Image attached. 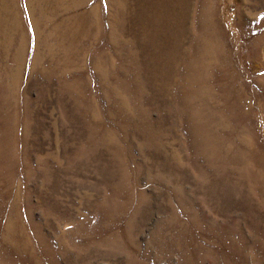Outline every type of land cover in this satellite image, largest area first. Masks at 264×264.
<instances>
[{
    "label": "rangeland",
    "instance_id": "rangeland-1",
    "mask_svg": "<svg viewBox=\"0 0 264 264\" xmlns=\"http://www.w3.org/2000/svg\"><path fill=\"white\" fill-rule=\"evenodd\" d=\"M0 264H264V0H0Z\"/></svg>",
    "mask_w": 264,
    "mask_h": 264
}]
</instances>
